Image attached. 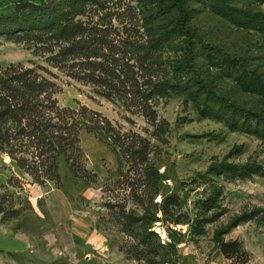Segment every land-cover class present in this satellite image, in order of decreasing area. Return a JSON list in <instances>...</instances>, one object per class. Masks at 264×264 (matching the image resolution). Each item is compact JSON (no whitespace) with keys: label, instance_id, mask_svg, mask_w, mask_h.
<instances>
[{"label":"rangeland","instance_id":"1","mask_svg":"<svg viewBox=\"0 0 264 264\" xmlns=\"http://www.w3.org/2000/svg\"><path fill=\"white\" fill-rule=\"evenodd\" d=\"M14 1L0 0V13ZM170 3L110 0L126 19L141 25L144 14H151L156 26L172 28L178 12ZM187 5L192 39L179 35L168 40L167 62L187 49L207 68L202 40L264 77V0H188ZM34 61L43 62L28 45L0 36V67ZM217 82L228 98L264 114V97L226 75ZM60 83L61 106L87 105L109 118L121 134L138 143L146 140L147 159L124 155L104 130L90 129L88 121L80 130L74 170L62 158L57 181L36 182L0 150V264H264V175L242 179L209 171L212 163L223 160H252L264 167V138L202 115L184 92L157 105V118L164 120L159 128L105 97L91 98L89 86ZM50 187L64 191L77 211L96 219L107 238L103 250L60 249L50 229ZM229 225L226 233H218ZM156 227L166 236L155 232ZM146 228L154 233L146 236ZM14 234L28 238L30 246L19 251L25 243ZM223 242L237 248L227 254Z\"/></svg>","mask_w":264,"mask_h":264},{"label":"trees","instance_id":"2","mask_svg":"<svg viewBox=\"0 0 264 264\" xmlns=\"http://www.w3.org/2000/svg\"><path fill=\"white\" fill-rule=\"evenodd\" d=\"M187 1L171 0L178 16L174 27L168 28L156 26L151 14H144L141 25L126 19L125 12L110 6V0H15L0 13V36L25 43L43 62L0 67V150L36 182L57 181L62 158L74 170L72 158L80 148L83 122L88 121L90 129L104 130L124 155L147 159L146 140L138 143L121 134L109 118L87 105L61 106L57 93L64 80L89 86L91 98L105 97L126 111L146 116L159 128L164 120L157 118V105L173 93L184 92L202 115L264 138V114L228 98L217 82L226 75L264 97L260 73L202 40L207 68L187 49L173 61L164 57L171 38L192 39ZM209 171L242 179L264 175V167L252 160L214 162ZM229 227L218 233H226ZM153 233L146 228V236ZM236 246L222 243L227 254Z\"/></svg>","mask_w":264,"mask_h":264},{"label":"crops","instance_id":"3","mask_svg":"<svg viewBox=\"0 0 264 264\" xmlns=\"http://www.w3.org/2000/svg\"><path fill=\"white\" fill-rule=\"evenodd\" d=\"M48 194L51 204V234L58 241L60 249L66 252L87 248L97 252L103 250L107 238L98 228L96 219H90L77 211L64 191L50 187ZM3 229L13 233L12 230ZM15 236L25 243L24 248L19 251L26 250L30 246L28 238Z\"/></svg>","mask_w":264,"mask_h":264},{"label":"water","instance_id":"4","mask_svg":"<svg viewBox=\"0 0 264 264\" xmlns=\"http://www.w3.org/2000/svg\"><path fill=\"white\" fill-rule=\"evenodd\" d=\"M161 229L159 227H156L155 232L160 233Z\"/></svg>","mask_w":264,"mask_h":264},{"label":"built area","instance_id":"5","mask_svg":"<svg viewBox=\"0 0 264 264\" xmlns=\"http://www.w3.org/2000/svg\"><path fill=\"white\" fill-rule=\"evenodd\" d=\"M223 264H233V262L231 260H229V261H227V262H225Z\"/></svg>","mask_w":264,"mask_h":264},{"label":"bare ground","instance_id":"6","mask_svg":"<svg viewBox=\"0 0 264 264\" xmlns=\"http://www.w3.org/2000/svg\"><path fill=\"white\" fill-rule=\"evenodd\" d=\"M160 232L163 234V236H166L165 233L162 230Z\"/></svg>","mask_w":264,"mask_h":264}]
</instances>
